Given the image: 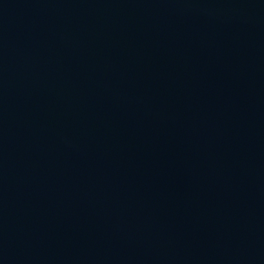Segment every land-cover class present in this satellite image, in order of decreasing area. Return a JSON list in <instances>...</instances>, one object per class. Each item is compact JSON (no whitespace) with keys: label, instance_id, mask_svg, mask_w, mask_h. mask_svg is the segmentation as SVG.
I'll return each instance as SVG.
<instances>
[{"label":"water","instance_id":"95a60500","mask_svg":"<svg viewBox=\"0 0 264 264\" xmlns=\"http://www.w3.org/2000/svg\"><path fill=\"white\" fill-rule=\"evenodd\" d=\"M0 264H264V0H0Z\"/></svg>","mask_w":264,"mask_h":264}]
</instances>
